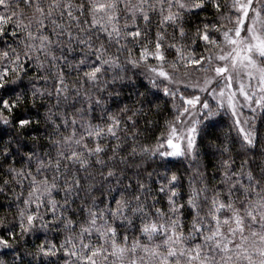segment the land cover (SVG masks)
<instances>
[{
    "label": "snow or ice",
    "instance_id": "obj_1",
    "mask_svg": "<svg viewBox=\"0 0 264 264\" xmlns=\"http://www.w3.org/2000/svg\"><path fill=\"white\" fill-rule=\"evenodd\" d=\"M0 61V264H264V0H0Z\"/></svg>",
    "mask_w": 264,
    "mask_h": 264
},
{
    "label": "trees",
    "instance_id": "obj_2",
    "mask_svg": "<svg viewBox=\"0 0 264 264\" xmlns=\"http://www.w3.org/2000/svg\"><path fill=\"white\" fill-rule=\"evenodd\" d=\"M228 2V0H220V3L222 5H225ZM225 13H227V8H225ZM201 16L205 15V13H201ZM211 15V14H208ZM236 13L233 11L231 13V16L228 17L226 16V19L224 21V23L227 24L228 27H232L233 24L229 23V20H233L235 19ZM123 22V21H121ZM169 31H171V29H169ZM215 35V33H214ZM143 43V41L141 42ZM204 45L200 44V46L198 48H196L197 53H200L203 49ZM126 54V53H125ZM175 56V52H172L169 54L168 59L171 61L173 59V57ZM0 64H5L6 62L0 61ZM190 73V79L192 82H195L197 79H202L204 76V73L202 71H197L196 69L193 68H189L187 70ZM185 73V69L181 68L179 73H177V77L181 78L184 76ZM32 73H29V75H31ZM141 83H144L143 81H141ZM43 86V85H40ZM168 107H171V101H169V105ZM41 112H43V109L40 110ZM245 116H250L251 113L249 112L248 109H243L242 110ZM168 117V110L166 108L163 109L162 114L159 116H156L155 114L153 116H151V119H154L157 122V127L153 130L155 133H159L160 131L163 130V122L164 120ZM243 118V117H242ZM5 139H7V137H5ZM151 143H155V140L153 139L152 141H150ZM176 162L172 165H169L171 171H176L177 168L180 169V179H181V183H183L184 185V191H187V186H188V173L184 171L185 168L188 167L187 161H184L183 163L180 162L179 158H175ZM11 160V158H10ZM16 167L19 168L20 167V163H16ZM33 167H35V165H33ZM161 172H163V169L160 170ZM201 171H203V169H201ZM3 179V174L0 173V180ZM218 179V177H217ZM15 192L19 193L21 192V188L20 187H16L15 188ZM28 193V188L24 187L23 188V195L27 196ZM16 198L15 196H12L11 199H9L6 195V192H0V221H3L4 223H12L14 222V217L17 215V211L19 207H23V200H20L19 204H17L15 202ZM9 204H11V207H9ZM160 206V205H157ZM67 235L66 232H64L62 229H55L52 231H49L47 233V236H45L43 233H41L37 238H33L32 236H29V243L27 245V247L32 250L34 249L36 244H39L42 240H44L45 238H47L48 240H53L55 243L59 244ZM159 239V238H158ZM2 251V250H0ZM0 258H4V257H0ZM62 264V262H61Z\"/></svg>",
    "mask_w": 264,
    "mask_h": 264
},
{
    "label": "rangeland",
    "instance_id": "obj_3",
    "mask_svg": "<svg viewBox=\"0 0 264 264\" xmlns=\"http://www.w3.org/2000/svg\"><path fill=\"white\" fill-rule=\"evenodd\" d=\"M242 35H247L246 28H242Z\"/></svg>",
    "mask_w": 264,
    "mask_h": 264
}]
</instances>
